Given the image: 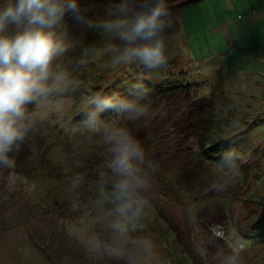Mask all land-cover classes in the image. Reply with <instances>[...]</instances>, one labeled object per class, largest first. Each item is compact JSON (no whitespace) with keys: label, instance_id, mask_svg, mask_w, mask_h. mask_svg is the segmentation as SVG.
Segmentation results:
<instances>
[{"label":"rangeland","instance_id":"1","mask_svg":"<svg viewBox=\"0 0 264 264\" xmlns=\"http://www.w3.org/2000/svg\"><path fill=\"white\" fill-rule=\"evenodd\" d=\"M169 12L165 59L151 68L139 60L118 61L125 45L113 32L102 31L95 44L94 37L70 34L63 25L51 29L63 51L50 61L45 91L25 105L29 130L8 154L13 166H0V264H264V0H193ZM21 30L9 25L0 35ZM168 77L187 85L182 97L193 109L168 129L176 135L164 139L172 147L149 157L176 171L203 163L204 174L193 180L171 176L170 189L155 167L142 169L146 157L134 161L131 177L167 218L169 234L163 237L151 225L143 238L129 237L121 225L98 217L81 196L84 190L61 169L77 167L78 143L106 130L96 122H74L90 102L92 85L99 86L96 95L117 98L131 84ZM164 106H152L151 117L166 112ZM202 107L204 113L213 107L216 118L210 159L196 155L194 138L205 122L195 113ZM148 110L135 111L133 121ZM148 135L141 133L137 143ZM103 142L108 148L112 139ZM175 148L178 154L167 159ZM52 232L50 247H59L60 260L39 244Z\"/></svg>","mask_w":264,"mask_h":264},{"label":"trees","instance_id":"2","mask_svg":"<svg viewBox=\"0 0 264 264\" xmlns=\"http://www.w3.org/2000/svg\"><path fill=\"white\" fill-rule=\"evenodd\" d=\"M191 1L193 0H167V3L170 10L176 7H182ZM121 2L122 0H77L79 11L77 13L66 12L59 25H63V27L67 28L70 34L94 37L92 40L97 44L96 38L98 36L96 35L105 30L99 25L113 18L111 15L112 10ZM85 85L86 83L84 82L83 88L81 89L82 96L83 92H87ZM92 86L95 87L92 93H90L92 97H87L90 102L76 115L74 122L82 125L96 122L104 127L103 130L106 127V130L99 139L96 138L92 140L93 138L89 137L90 140L78 143L80 150H78L76 155L75 153L73 154V163H76L77 167L73 165L71 170L62 168L61 172H69V175H66V179L71 183H76L77 187L84 190L81 191V196H83L88 203L90 202L92 210H94L98 217L109 219L111 222L121 225L124 233L127 232L129 237L138 235L143 238L151 225L163 237H166L165 234H169V227L166 221L167 218L163 215L159 216L156 213L152 197L146 194L144 190H141L131 176L127 177L117 172L112 164L115 157L113 149L116 147V139H121L125 136L137 142V136L139 137L141 133H148V138L146 137L147 142L146 140L143 144L139 142L142 155L146 157L141 164L143 170H150V173L155 167V172L159 175L157 176L158 179L163 182L164 186L168 185L170 189L174 188L170 185L172 182L170 179L171 176L175 175L183 178L186 175L188 178H192V176L199 177V173L203 176L205 167L203 163H199L195 166L193 165L194 163L189 164L192 170L180 169L176 171L165 167L168 165H165L163 162L160 164L154 162L151 160L152 157H149L154 151L162 152L172 147L169 144L170 141L166 140H171L175 138L176 135H174L173 132L171 135L168 129L173 123H182V121L186 119L185 110L193 109L192 106L190 108L186 107L187 100L182 97L184 89H188L187 85L182 83L178 78L173 79L171 77L163 78L158 82L148 80L138 85L131 84L132 89L127 91L126 96L117 98H113L111 95L108 97L96 95V92H99V86H96V84ZM105 100L111 101L116 105L125 101L131 102L134 108L132 110H123L102 107V102ZM97 101L100 103H97ZM161 103L165 104L164 107L168 108L167 111L160 112L151 117L152 106L153 109H155L159 107ZM212 104L214 103L212 102ZM213 107L207 113L203 112L205 111L203 109L205 107H202L203 110L200 113H195L196 118L203 119L205 122L204 124H199V134L194 138V141L198 145L196 148V155H203L204 158L205 155L208 158L211 157L208 155L209 149L212 148L209 143L215 140L213 129L216 126V118L212 113L214 110ZM144 108L149 109L147 114L144 115L145 118L142 120L135 119V121H133L135 117L134 112ZM191 116H193V114ZM88 121L92 122L87 123ZM165 134L166 137H164ZM106 136L112 139V143L108 148L103 145V140ZM179 150L180 149L175 148L174 152H168L165 154V157L168 159L170 156L178 154L177 151ZM76 157H78L77 161ZM135 162L137 163L138 161L136 160ZM181 163L183 162L179 161L174 164L176 166ZM169 164L170 167H172L171 162ZM194 169L196 170L194 171ZM77 177L81 179L78 178L79 180L77 181ZM191 180H193V178ZM122 183L126 184V190L118 188V185ZM200 183L202 184V182ZM159 229H161V231ZM53 235V232L48 233L46 236L49 237V241L42 240L39 244H43L42 246H44L43 248L48 252L47 254L55 260V258L59 259V256L55 257L59 247L57 246V249H52L50 247L52 246ZM54 248H56V246H54ZM55 251H57L56 254ZM59 254L62 257L68 254V252L64 250Z\"/></svg>","mask_w":264,"mask_h":264},{"label":"clouds","instance_id":"3","mask_svg":"<svg viewBox=\"0 0 264 264\" xmlns=\"http://www.w3.org/2000/svg\"><path fill=\"white\" fill-rule=\"evenodd\" d=\"M78 11L77 0H0V33L9 25L22 28L14 37L0 35V166H13L8 154L18 149L29 130L24 123L25 105L45 91L50 61L63 51L51 29L66 12ZM111 15L99 26L124 42L118 61L139 60L149 68L164 62L162 33L170 25L167 0H122ZM102 107L132 110L134 105L105 100ZM113 151L117 172L132 176L134 161L142 157L140 145L131 138L116 139ZM118 188L126 190V184Z\"/></svg>","mask_w":264,"mask_h":264}]
</instances>
